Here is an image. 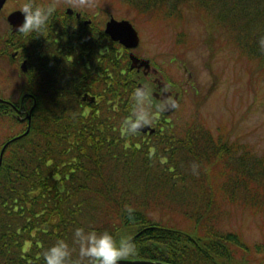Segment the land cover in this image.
Returning a JSON list of instances; mask_svg holds the SVG:
<instances>
[{
  "label": "trees",
  "instance_id": "1",
  "mask_svg": "<svg viewBox=\"0 0 264 264\" xmlns=\"http://www.w3.org/2000/svg\"><path fill=\"white\" fill-rule=\"evenodd\" d=\"M120 1L149 20L182 23L191 8L209 33L210 54L230 45L237 59L264 71V0ZM81 30L67 38L72 59L57 52L30 62V128L7 145L0 164V264H43V250L57 238L71 242L76 227L132 235L139 252L131 258L251 264L257 250L264 264V241L249 246L219 222L232 205L263 216L264 155L230 137L234 124L212 132L200 117L181 126L156 113L153 132L121 135L139 73L102 26L97 35Z\"/></svg>",
  "mask_w": 264,
  "mask_h": 264
},
{
  "label": "rangeland",
  "instance_id": "2",
  "mask_svg": "<svg viewBox=\"0 0 264 264\" xmlns=\"http://www.w3.org/2000/svg\"><path fill=\"white\" fill-rule=\"evenodd\" d=\"M81 8L85 17L95 15L93 22L98 23L99 27H104L110 15L130 20L140 37L133 52L148 58L151 66L157 69L158 76L172 83L173 88H179L178 83L184 81L186 89L180 87V104L175 111L165 114L166 119L183 126L193 117H200L212 132L220 130L219 124L227 127V123H232L235 129L230 137L239 136V142H249L256 154L264 155V71L259 65L258 68L252 62L248 64L245 56H242V60L237 59L239 50L230 45L216 47L210 54L212 43L208 39L209 33L191 8L184 10L182 23L171 17L149 20L144 15L136 16V12L120 0H90V6ZM179 33L183 34L182 40L177 37ZM185 66L191 70L189 78L193 85L186 83L188 72L183 71ZM254 66L256 70L251 72ZM138 73V83L151 90V83L146 82L141 72ZM18 81L0 86V95L16 96L20 87ZM154 102L159 103V100ZM21 129L22 126L15 119L0 115V147L4 138ZM225 211L219 218L224 230L235 231L249 246L262 244L264 214L260 217L250 208L242 209L239 205H232ZM241 255V249L235 252V257L240 258ZM262 257L255 250L250 263L260 264Z\"/></svg>",
  "mask_w": 264,
  "mask_h": 264
},
{
  "label": "flooded vegetation",
  "instance_id": "3",
  "mask_svg": "<svg viewBox=\"0 0 264 264\" xmlns=\"http://www.w3.org/2000/svg\"><path fill=\"white\" fill-rule=\"evenodd\" d=\"M25 2L26 0H0V86L3 84L11 85L15 80H20L18 81L20 87L16 96L13 94L0 95V115H8L22 126V129L16 134L4 138L1 147L5 143L6 147L12 142L13 137L18 136L29 127L31 116L28 118L27 114L30 113L31 106L36 101L34 94L25 89L29 85L27 72L30 62L38 65L42 57L51 61L57 52H63L65 56H70L72 59L74 53L67 54V38L82 35L83 26L92 27L93 34H96L99 28V24L93 22L95 15L85 17L83 8L72 6L71 0H34V3L38 5L56 3L57 10L43 30V36L23 35L16 30V27L23 20L18 9ZM69 8L70 10H68ZM12 15L14 17L11 20ZM77 63L82 64V61L77 59ZM85 63L90 66V59L88 58ZM136 70L146 77V82L151 83V90L156 93L158 100L162 92L161 87L165 85L168 92L175 98L177 107L179 106L182 97L180 87L183 90L186 89L183 80L178 83L179 88L175 89L171 86L172 83L165 82L158 76L157 69L153 66L149 69L140 67ZM183 71L188 72L186 83L193 85L191 78H189L191 77V70L185 66ZM31 81L34 83L33 78Z\"/></svg>",
  "mask_w": 264,
  "mask_h": 264
},
{
  "label": "clouds",
  "instance_id": "4",
  "mask_svg": "<svg viewBox=\"0 0 264 264\" xmlns=\"http://www.w3.org/2000/svg\"><path fill=\"white\" fill-rule=\"evenodd\" d=\"M74 7L90 6V0H71ZM19 12L22 22L16 30L26 36H43L50 18L57 10L56 3L38 5L34 0H26ZM264 50V39L259 41ZM159 103L153 101V91L146 85L137 86L131 95V106L128 115L121 121L120 132L125 137H136L145 128L150 127L156 119L157 112H167L177 107L175 98L162 85ZM193 175H198V165L192 164ZM126 212L131 218L134 211L130 206ZM139 249L130 234L117 238L108 230L98 231L95 228L76 227L71 235V242L57 238L43 250V264H121L138 255Z\"/></svg>",
  "mask_w": 264,
  "mask_h": 264
},
{
  "label": "water",
  "instance_id": "5",
  "mask_svg": "<svg viewBox=\"0 0 264 264\" xmlns=\"http://www.w3.org/2000/svg\"><path fill=\"white\" fill-rule=\"evenodd\" d=\"M13 17L14 15L11 16V20L13 19ZM104 31L112 40L118 41L121 45H123L126 48H130V51L128 52V56L130 59V64H129L130 68H140L141 66H143L146 69L150 68L149 59L141 58L132 51V49L139 44L140 37L137 29L134 27V25L131 23L130 20L126 18L117 19L111 15L109 19L105 22ZM139 85H143V84L138 83V86ZM172 110L173 109L164 113H169ZM27 117L30 118V114H27ZM153 129L154 128L150 126L148 128H145L142 132H147V131L152 132ZM26 131L24 133H26ZM4 147L5 145L0 150V164H1ZM121 264H178V263L160 261V260H151L145 258H129L125 261H122Z\"/></svg>",
  "mask_w": 264,
  "mask_h": 264
}]
</instances>
